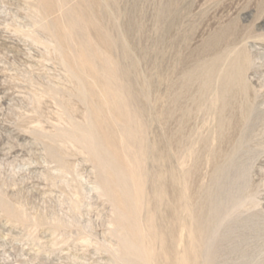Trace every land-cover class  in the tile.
<instances>
[{
  "label": "rangeland",
  "instance_id": "obj_1",
  "mask_svg": "<svg viewBox=\"0 0 264 264\" xmlns=\"http://www.w3.org/2000/svg\"><path fill=\"white\" fill-rule=\"evenodd\" d=\"M155 174L177 254L200 211V264H264V0H0V264H147Z\"/></svg>",
  "mask_w": 264,
  "mask_h": 264
},
{
  "label": "bare ground",
  "instance_id": "obj_2",
  "mask_svg": "<svg viewBox=\"0 0 264 264\" xmlns=\"http://www.w3.org/2000/svg\"><path fill=\"white\" fill-rule=\"evenodd\" d=\"M49 3H50V1H49ZM164 15H165V11L162 10L160 18L164 17ZM176 19H177L176 16H172L171 23L175 22ZM107 45H108V43H107ZM209 47H210V45H209ZM78 61H80V60H78ZM117 63H120V62H117ZM160 64H161V62H160ZM210 70L211 69L207 70V73L209 75H210ZM186 71H187V69H186ZM160 73H161V70H160ZM201 73H203V72H201ZM188 74H189V77L187 75L185 77L186 79L184 78V82H182L183 87H185L184 95H186L187 97L192 95V82L194 81V75L197 77V79L202 75L199 73L194 74V72H189ZM236 75L240 81L243 80L239 74H236ZM210 76L207 77V82L212 83V78ZM243 87H245V82H243ZM204 92H205V89H204ZM133 98H135V97H133ZM194 101H196V99H194ZM177 102H180V101H177ZM135 113H136V111H135ZM136 134L138 136H142L141 127H139L137 129ZM90 152H91V157L94 160H99L98 156L96 155L97 154L96 152H94L93 150H90ZM138 156H139V158L141 157L140 160H144V159L147 160L149 158H152L158 162L160 160L166 158L165 152L164 151L161 152L160 148L154 149L153 147H151L149 145H144L142 143H141V148H140V152H139ZM139 163H141V162H139ZM131 174L133 175L134 183L136 185V194L138 195V197L142 196L143 186H144L143 180L144 179H143L142 174L140 173V169L139 168L132 169ZM157 174H155L154 177L150 179V192H149L150 197L149 198H150V201L152 204H151V208L148 211L147 219H146V225L148 228V235L142 236L138 232H136V229L134 230L133 227H129L128 229L131 231V233L128 234L129 243H127L126 248L129 252H132L135 255L143 256V258H145L147 264H200L201 262H200V260L198 261V258L200 256V253H201V250L203 247V241H202L201 237H202L203 233L206 231V226L204 225V221H205L204 217L200 211H198L197 213L194 214L192 212L193 210L189 209L191 211V213H193L192 215H193V220H194V227H193V230H192L191 235L189 237L190 243L192 244V247H193V251L190 252L189 250L186 249L183 253L177 254V252L174 249V242H173L174 232H173V230H167V229L163 230L161 228L162 227L161 225H162V223H164L162 221H165L167 219H174L176 217L174 215L175 210H178L181 208L188 209L189 204L185 200V197H183L178 192L179 190H177L174 187V185H173L174 181H175L174 179H170V184L166 185V183H164L160 180V177ZM170 189H172L171 195L177 201L176 202L177 207L175 210L173 208H169V207H164V209H163V207H162L163 195ZM110 191H111L112 195L114 196V200L118 202L119 206H121V207L124 206V202L120 197L121 195L118 194V189L111 186ZM124 193H126V192H124ZM152 243H153V245H152ZM154 244H156V245H154ZM206 264H207V262H206Z\"/></svg>",
  "mask_w": 264,
  "mask_h": 264
}]
</instances>
